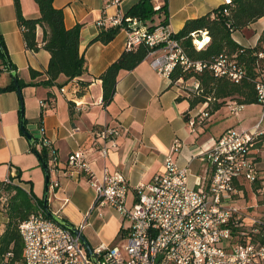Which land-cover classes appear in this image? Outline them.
I'll return each mask as SVG.
<instances>
[{
	"label": "crops",
	"instance_id": "1",
	"mask_svg": "<svg viewBox=\"0 0 264 264\" xmlns=\"http://www.w3.org/2000/svg\"><path fill=\"white\" fill-rule=\"evenodd\" d=\"M137 1L119 0L114 4L111 0H53V6L63 12L66 28L80 24L78 51L85 59L86 68L81 75L72 79L60 74L52 84L47 85L44 81L48 77L49 52L42 47L37 51L27 48L13 0H0V36L5 51L4 54L0 49V89L13 83L10 71L4 69L7 67L3 62L6 57L14 66L17 80L22 83L21 101L16 89L0 91V234L8 220L7 203L13 194V191L2 187V184H7L4 179L9 177L11 185L25 192L31 190L35 197L42 200L47 189L48 210L75 227L84 223L80 232L92 250L100 244L122 248L129 221L108 206L91 209L95 190L89 185L88 177L82 173L67 172L66 161L71 152L82 150L96 177H100L104 168L122 173L129 185L126 205L131 206L136 197L135 185L150 182L163 171L164 159L171 153L174 140L182 141L183 146L171 156L179 166L189 167L188 184L197 188L209 179L208 164L200 159V152L209 149L226 128L250 129L259 120L249 125L244 124L243 118L230 123L218 122L221 108L225 105L228 108L230 102H236L234 100H226L213 112H210L207 103L190 106L193 79L178 82L159 75L152 68L149 56L133 69L119 71L112 100L103 105L99 77L125 51L127 33L121 28L108 43L94 41L100 31L98 23L102 18L117 13L125 15ZM164 2L154 0V6L159 5L160 8ZM224 2L166 0L167 18L158 8L155 9L157 13L141 21V24L150 27L166 19L169 30L176 33L186 20L204 15ZM20 6L23 17L39 16L34 0H20ZM263 28L264 16L244 28L234 30L232 37L243 47H253ZM238 31L243 33L235 36L234 33ZM36 38L38 45H41L42 28L39 26L36 28ZM31 71L36 74L32 75ZM73 83L77 85L75 91ZM61 87H65L64 93L60 92ZM39 100L47 104L46 109L40 107ZM73 100L78 105H74ZM252 104H244L243 108ZM21 105L24 128L31 133L33 142L21 131ZM203 108H206L209 117L202 124L190 126L188 116ZM228 112L232 113L229 108ZM39 125L43 126L45 136L55 148L56 161H53L45 146L38 143ZM103 125L120 128L114 145L94 137L93 131ZM261 128L264 131L263 125ZM102 145L107 146L105 156L99 150ZM33 148L39 152L42 149L46 151L48 181ZM54 181L58 182V186L50 188ZM255 200L250 185L245 184V189L242 186L239 203L252 205Z\"/></svg>",
	"mask_w": 264,
	"mask_h": 264
},
{
	"label": "built area",
	"instance_id": "2",
	"mask_svg": "<svg viewBox=\"0 0 264 264\" xmlns=\"http://www.w3.org/2000/svg\"><path fill=\"white\" fill-rule=\"evenodd\" d=\"M111 2L117 4L119 0ZM224 3L230 4L231 0ZM158 8L159 5L154 6V9ZM98 24L99 27L124 28L127 50L140 44L148 46L146 56L150 57L152 68L161 76L170 77L176 65L183 70L197 72L208 66L215 76H225L235 83L246 76L234 57L226 54L218 55L208 64L190 59L166 23H159L149 31L139 19L117 13L102 18ZM192 35L195 37V34ZM205 35V31H200L201 39ZM208 40L209 36L203 46ZM193 45L196 49L203 48L195 39ZM191 78L192 92L199 93L198 79ZM183 80V77L176 79L178 82ZM252 81L256 104L262 110L261 118L250 129L226 128L209 149L200 152V159L208 164L209 179L197 188L188 184L189 167L179 166L171 156L183 146L178 139L171 144V153L164 159L163 171L150 182L135 185L136 197L131 206L126 205L129 185L122 173L104 168L100 177H96L82 150L68 155L67 172L86 175L89 185L95 190L91 209L111 207L130 223L122 248L100 244L93 249L96 264H264V241L242 243L234 241L232 236L234 228H243L244 233H248L255 232L262 225L258 209L264 207V203L258 205L257 200L252 205L239 203L242 186L250 185L261 177L254 154L258 151L259 137L264 132L261 128L264 74ZM76 88V83H73V90ZM60 92L64 93L65 87H61ZM73 102L78 105L75 100ZM39 105L47 108L43 100H39ZM243 106L237 102L228 104L232 113H237ZM208 117V111L203 108L190 114L187 123L190 126L202 124ZM39 134V145L45 146L56 161L55 148L45 136L42 125H39ZM119 134L120 128L113 125H103L93 131L94 137L112 145ZM99 150L105 156L107 146L102 145ZM4 183H10V178L6 177ZM261 185L256 192L264 190V180ZM57 186V181L50 184V188ZM83 227L84 223L76 228L81 231ZM18 230L23 242V259L14 264H95L78 235L46 217L42 210L21 220Z\"/></svg>",
	"mask_w": 264,
	"mask_h": 264
},
{
	"label": "trees",
	"instance_id": "3",
	"mask_svg": "<svg viewBox=\"0 0 264 264\" xmlns=\"http://www.w3.org/2000/svg\"><path fill=\"white\" fill-rule=\"evenodd\" d=\"M34 1L39 9V16L36 18L23 17L20 0H13V3L17 22L27 48L37 51L42 47L49 52L50 57L46 69L48 77L44 83L52 84L60 74H63L67 79L81 75L86 67L85 59L78 51L80 24L66 28L63 23V12L53 6V0ZM159 10L167 18L166 0ZM225 10L226 12H224ZM157 11L154 9V0H138L127 10L125 15L145 21ZM262 16H264V0H231L230 4H220L204 15L186 20L182 28L174 33L173 36L180 41L184 52L190 59L208 64L218 55L226 54L234 57L236 62L243 67L246 75L235 83L225 76H215L208 66L197 72L183 70L182 67L176 65L170 73L172 81L179 77H183L184 80L195 77L199 81L201 91L193 93L189 100L190 106L206 101L210 112H213L224 105L226 100H234L240 104L256 103V91L252 80L256 76L264 74V28L253 47L241 46L233 39L232 32L248 26ZM166 22L165 19L161 23L165 24ZM38 26L42 28L41 45H38L36 38ZM121 28V26H100V31L93 40L108 43ZM147 29L152 31L154 26L147 27ZM200 31H205L209 35V40L203 48L196 49L193 45L192 33L195 34V37L200 38ZM205 38L207 39L206 35ZM0 46L5 54L1 36ZM148 50V46L144 44H140L132 50L125 49L100 74L103 105H107L112 100L119 71L133 69L146 57ZM259 53H262V56H259ZM3 62L5 65L10 64L8 59ZM10 65L14 69V66ZM31 74L36 73L31 71ZM18 84L22 85L19 81ZM14 89H16L15 85L11 83L1 88L0 91ZM208 98L210 100H207ZM211 101L213 102L211 103ZM21 131L23 132L22 129ZM256 146L258 151L254 154L255 161L257 170L262 175L252 182L250 187L255 193L258 205H260L264 203V190L258 193L256 189L262 186L261 181L264 180V132L259 137ZM33 150L37 153L40 162L46 163V151L42 149L39 152L35 148ZM2 187L7 191H13V194L10 195L7 203L8 220L0 234V264H14L23 259V242L18 230L19 222L39 209L46 217L53 218L49 212L43 209V200L35 197L31 190L25 192L22 188L10 183L2 184ZM243 188L245 189L244 185ZM258 210L262 215V225H259L255 232L248 231V233H244L243 228H234L232 232L234 241L242 243L264 241V207L260 206ZM63 220L67 222L65 219ZM7 253H10V256H7Z\"/></svg>",
	"mask_w": 264,
	"mask_h": 264
},
{
	"label": "water",
	"instance_id": "4",
	"mask_svg": "<svg viewBox=\"0 0 264 264\" xmlns=\"http://www.w3.org/2000/svg\"><path fill=\"white\" fill-rule=\"evenodd\" d=\"M200 39V38H198ZM0 49L2 51V48L0 46ZM6 59V58H5ZM7 69L10 71V74L12 76V80H13V83L15 85V88H16V91L19 95V98H20V101H21V92H20V86L18 84V81H17V78H16V75H15V71L13 70L12 66L10 64H7ZM20 127L21 129L23 130V133L26 135L27 139L30 141V142H33V137L31 136V133L28 131V130H25L24 128V118H23V108H22V105H21V108H20ZM43 165V168H44V172H45V176H46V179L48 181V169H47V165L46 163L42 164ZM48 184L46 183V186ZM43 207H44V210L46 212H49L51 214V217L57 222L59 223L60 225H62L63 227L69 229L70 231H72L74 234L78 235V237L80 238L81 242L83 243V245L85 246L88 254L90 255L91 259L93 260V262L96 264V259H95V256L93 254V250L92 248L89 246L88 242L86 241L85 237L83 236V234L73 225L65 222L63 219H61L60 217L52 214L48 208H47V189L45 190V193L43 195Z\"/></svg>",
	"mask_w": 264,
	"mask_h": 264
},
{
	"label": "rangeland",
	"instance_id": "5",
	"mask_svg": "<svg viewBox=\"0 0 264 264\" xmlns=\"http://www.w3.org/2000/svg\"><path fill=\"white\" fill-rule=\"evenodd\" d=\"M241 33H243V32L238 31V32H235L234 35L237 36V35H240ZM206 35L209 36L208 34H206ZM194 39H198V38L194 37ZM212 102L213 101H211V103ZM237 113L238 114H235V113L229 114L228 108L225 105L221 108V111L219 112V114L221 115V119L218 122L221 123V121H222L223 123H230L236 119L240 120L241 118H243L244 124L246 123L247 125H249V124H252L253 122L257 121L259 118H261L262 110L258 104H252V105H246L243 109H241ZM263 119H264V115L262 116L261 120H263ZM261 125L264 126V120L261 122ZM249 200L252 201L250 196H249Z\"/></svg>",
	"mask_w": 264,
	"mask_h": 264
},
{
	"label": "bare ground",
	"instance_id": "6",
	"mask_svg": "<svg viewBox=\"0 0 264 264\" xmlns=\"http://www.w3.org/2000/svg\"><path fill=\"white\" fill-rule=\"evenodd\" d=\"M207 36V35H206ZM207 39L205 38V36H204V38L203 39H195V42L201 47V46H203V44H204V42L206 41Z\"/></svg>",
	"mask_w": 264,
	"mask_h": 264
}]
</instances>
